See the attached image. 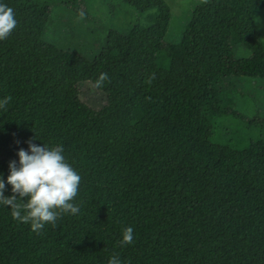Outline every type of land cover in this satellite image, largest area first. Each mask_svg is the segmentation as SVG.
Segmentation results:
<instances>
[{
	"label": "trees",
	"instance_id": "trees-1",
	"mask_svg": "<svg viewBox=\"0 0 264 264\" xmlns=\"http://www.w3.org/2000/svg\"><path fill=\"white\" fill-rule=\"evenodd\" d=\"M123 1L143 19L108 29L113 53L92 65L43 38L52 6L85 16L81 0H0L18 21L0 41V99L12 97L0 109L5 195L9 162L29 140L63 145L81 176L79 213L39 234L0 205V264H107L113 254L121 264H264V137L222 124L243 119L227 78L264 79V0L201 1L178 42L165 40V0ZM236 45L252 56L235 58ZM102 72L110 82L96 87ZM85 84L104 104L80 118L70 104L84 102ZM245 125L264 129V117ZM126 226L134 243L121 247Z\"/></svg>",
	"mask_w": 264,
	"mask_h": 264
},
{
	"label": "rangeland",
	"instance_id": "rangeland-1",
	"mask_svg": "<svg viewBox=\"0 0 264 264\" xmlns=\"http://www.w3.org/2000/svg\"><path fill=\"white\" fill-rule=\"evenodd\" d=\"M165 1L171 11L165 40L178 42L194 6L203 0ZM80 7L87 12L83 18L68 5L54 4L43 38L60 48L81 52L87 56L92 65L102 63L113 53L106 45L108 29L125 32L131 25L143 19L133 6L123 0H81ZM255 21L264 41V7L255 11ZM252 54V50L241 45H236L234 48V57L237 59L249 58ZM85 85L82 90L84 102L77 101L70 104L71 111L80 118L86 117L93 109H98L104 104V95L92 84ZM224 87L229 89L225 92L233 98L234 108L243 115V119L233 120L231 117H226L222 120L223 126L229 131L232 129L241 131L253 138L264 137V129L245 125V120L264 117V79L233 76L227 78ZM249 129L252 130L248 132Z\"/></svg>",
	"mask_w": 264,
	"mask_h": 264
},
{
	"label": "clouds",
	"instance_id": "clouds-1",
	"mask_svg": "<svg viewBox=\"0 0 264 264\" xmlns=\"http://www.w3.org/2000/svg\"><path fill=\"white\" fill-rule=\"evenodd\" d=\"M207 3V0H203ZM84 14L80 13L83 18ZM14 9L0 3V41L7 39L17 27ZM155 78L153 74L149 83ZM109 81L107 73H100L95 81L96 87H103ZM12 97L0 99V109L7 110ZM37 137H34L35 139ZM28 149H19V161L9 162L7 184L11 185L12 195H5V180L0 174V205L11 209L14 220L30 224L31 230L40 233L45 224L56 226L64 214L76 215L80 208L74 204L81 176L66 161L63 145L49 147L37 145L29 140ZM134 243V229L126 226L119 241L121 247ZM107 264H121L119 256L113 254Z\"/></svg>",
	"mask_w": 264,
	"mask_h": 264
}]
</instances>
